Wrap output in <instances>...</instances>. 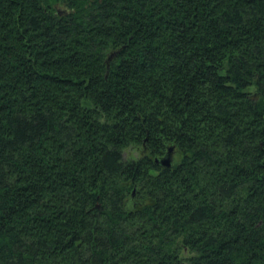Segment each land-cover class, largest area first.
<instances>
[{
  "label": "trees",
  "instance_id": "16d2710c",
  "mask_svg": "<svg viewBox=\"0 0 264 264\" xmlns=\"http://www.w3.org/2000/svg\"><path fill=\"white\" fill-rule=\"evenodd\" d=\"M0 264H264V0H0Z\"/></svg>",
  "mask_w": 264,
  "mask_h": 264
},
{
  "label": "water",
  "instance_id": "95a60500",
  "mask_svg": "<svg viewBox=\"0 0 264 264\" xmlns=\"http://www.w3.org/2000/svg\"><path fill=\"white\" fill-rule=\"evenodd\" d=\"M116 52H111L107 55V59H106V65L108 67L109 63L113 60V57L115 56ZM167 155L165 158L161 159L159 161V164H161V166H163L164 168L166 167H170L172 164H171V161H172V154H171V150L168 149L167 150ZM157 161V160H156Z\"/></svg>",
  "mask_w": 264,
  "mask_h": 264
},
{
  "label": "rangeland",
  "instance_id": "374dc122",
  "mask_svg": "<svg viewBox=\"0 0 264 264\" xmlns=\"http://www.w3.org/2000/svg\"><path fill=\"white\" fill-rule=\"evenodd\" d=\"M126 157H136V153L134 151H130L127 155H125Z\"/></svg>",
  "mask_w": 264,
  "mask_h": 264
}]
</instances>
